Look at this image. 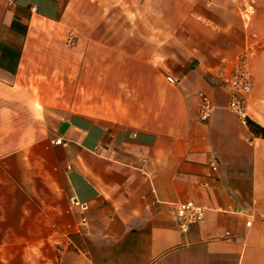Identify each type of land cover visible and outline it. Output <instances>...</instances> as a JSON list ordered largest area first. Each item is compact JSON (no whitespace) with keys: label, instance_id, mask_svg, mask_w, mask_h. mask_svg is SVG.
Here are the masks:
<instances>
[{"label":"crops","instance_id":"1","mask_svg":"<svg viewBox=\"0 0 264 264\" xmlns=\"http://www.w3.org/2000/svg\"><path fill=\"white\" fill-rule=\"evenodd\" d=\"M243 51L246 122L219 80ZM247 119L264 129V0H0V264H264ZM185 201L204 216L183 232Z\"/></svg>","mask_w":264,"mask_h":264},{"label":"built area","instance_id":"2","mask_svg":"<svg viewBox=\"0 0 264 264\" xmlns=\"http://www.w3.org/2000/svg\"><path fill=\"white\" fill-rule=\"evenodd\" d=\"M36 10V7H33ZM221 85L229 93L228 108L230 111L239 115L245 122L244 109L245 101L251 91V75L248 67L247 51L240 52L232 69L219 75ZM199 107L198 116L201 121H206L210 117L213 109L211 98L201 92L198 94ZM53 144L61 143V139L55 138L51 141ZM81 210L87 208L86 203L73 201ZM173 215L181 231H186L192 224L202 221L204 216V207L195 204L192 201L176 202L173 204ZM249 224V222L247 223Z\"/></svg>","mask_w":264,"mask_h":264},{"label":"trees","instance_id":"3","mask_svg":"<svg viewBox=\"0 0 264 264\" xmlns=\"http://www.w3.org/2000/svg\"><path fill=\"white\" fill-rule=\"evenodd\" d=\"M247 123L249 124L251 129H253L256 133H260L261 135L264 136V129L263 128H261L259 125L255 124L254 122H252L249 119H247Z\"/></svg>","mask_w":264,"mask_h":264},{"label":"rangeland","instance_id":"4","mask_svg":"<svg viewBox=\"0 0 264 264\" xmlns=\"http://www.w3.org/2000/svg\"><path fill=\"white\" fill-rule=\"evenodd\" d=\"M73 40H70L69 43H72Z\"/></svg>","mask_w":264,"mask_h":264}]
</instances>
